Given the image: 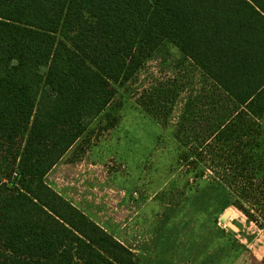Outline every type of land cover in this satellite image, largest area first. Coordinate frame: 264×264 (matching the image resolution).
Wrapping results in <instances>:
<instances>
[{
    "label": "trees",
    "instance_id": "trees-1",
    "mask_svg": "<svg viewBox=\"0 0 264 264\" xmlns=\"http://www.w3.org/2000/svg\"><path fill=\"white\" fill-rule=\"evenodd\" d=\"M163 41L209 87L185 100L177 140L201 175L263 207L264 0H0V264H135L43 179ZM161 84L138 98L154 118L173 102Z\"/></svg>",
    "mask_w": 264,
    "mask_h": 264
},
{
    "label": "rangeland",
    "instance_id": "rangeland-1",
    "mask_svg": "<svg viewBox=\"0 0 264 264\" xmlns=\"http://www.w3.org/2000/svg\"><path fill=\"white\" fill-rule=\"evenodd\" d=\"M159 83L160 100L173 102L166 116L154 118L138 105L148 100L138 98ZM114 88L110 105L44 182L127 247L135 264H264V205L252 208L215 174L205 169L201 175L196 153L176 138L185 100L209 88L201 72L163 41ZM257 123L253 158L264 178V116ZM227 209L231 215L221 223Z\"/></svg>",
    "mask_w": 264,
    "mask_h": 264
},
{
    "label": "water",
    "instance_id": "water-1",
    "mask_svg": "<svg viewBox=\"0 0 264 264\" xmlns=\"http://www.w3.org/2000/svg\"><path fill=\"white\" fill-rule=\"evenodd\" d=\"M231 215V211L229 209L225 210L220 216H219V221L221 223H227V219L229 218V216ZM229 227H231L233 229V226L228 223Z\"/></svg>",
    "mask_w": 264,
    "mask_h": 264
}]
</instances>
